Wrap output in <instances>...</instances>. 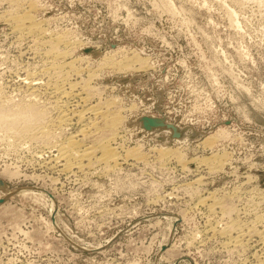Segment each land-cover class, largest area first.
<instances>
[{
    "label": "rangeland",
    "instance_id": "374dc122",
    "mask_svg": "<svg viewBox=\"0 0 264 264\" xmlns=\"http://www.w3.org/2000/svg\"><path fill=\"white\" fill-rule=\"evenodd\" d=\"M19 1L0 0V111L30 99L51 123L65 103L76 113L110 102L123 121L99 118L84 137L87 121L72 115L45 139L0 125V264H264V1ZM27 9L44 26L32 34L9 20ZM135 51L148 68L116 66ZM52 80L81 93L60 97ZM144 115L180 137L146 131ZM72 133L111 137L122 156L66 170L53 142ZM168 146L184 160L160 156ZM213 154L218 166L199 164Z\"/></svg>",
    "mask_w": 264,
    "mask_h": 264
},
{
    "label": "bare ground",
    "instance_id": "6f19581e",
    "mask_svg": "<svg viewBox=\"0 0 264 264\" xmlns=\"http://www.w3.org/2000/svg\"><path fill=\"white\" fill-rule=\"evenodd\" d=\"M19 1V0H18ZM261 1H264V0H261ZM16 2V1H15ZM19 2H21V1H19ZM34 3V2H33ZM32 3V4H33ZM16 4V3H15ZM24 4V3H23ZM20 5V4H19ZM25 5V4H24ZM23 5V6H24ZM31 5V4H30ZM33 5H35V4H33ZM36 6V5H35ZM34 7V6H33ZM26 8V7H25ZM28 8V7H27ZM28 9H30V7L28 8ZM27 9V11L25 10V13L24 14H22V15H14V13H10L12 16H10L9 17V20H13L14 22H15V26H16V28L20 31V30H24V31H27V34H30L31 32H33V31H35V30H37V29H39V28H42V27H44V26H42V27H40V25H39V22H37L38 21V19H37V21L35 20V17L33 18L32 17V13L30 14V12H29V10ZM18 11V13H19V10H17ZM22 11V10H21ZM33 11V10H32ZM23 12V11H22ZM20 14V13H19ZM3 16V15H2ZM6 19V18H5ZM48 19V18H47ZM6 20H8V19H6ZM12 22V21H11ZM48 22V21H47ZM9 23V22H8ZM15 28V27H14ZM15 28V29H16ZM42 31V30H41ZM45 31V30H44ZM36 33V32H35ZM42 33V32H41ZM32 34V33H31ZM61 35V34H60ZM59 34H58V36H60ZM61 38H64L63 37V35H62V37ZM57 39H58V37H57ZM68 39V38H67ZM66 39V40H67ZM56 40V39H55ZM65 40V41H66ZM66 43V42H65ZM69 43V42H68ZM56 50H58V49H56ZM56 50H52V52H53V54H54V52L56 51ZM59 52L61 51V50H58ZM57 51V54L59 53ZM63 52V51H62ZM62 52L60 53V54H62ZM55 54H56V52H55ZM54 54V55H55ZM60 54H58V55H60ZM64 54V53H63ZM126 55V54H125ZM124 55V56H125ZM109 56V55H108ZM131 57H125L126 59H121L120 58V61H119V63H116V66L117 67H119V68H129V67H139V68H148V66L150 65V61H149V57L148 56H143L140 52H136L135 51V53L134 54H132V55H130ZM111 57V56H110ZM105 59V58H104ZM107 60H108V58H106ZM113 59H114V57H113ZM112 59V60H113ZM107 60H106V62H107ZM111 60V61H112ZM110 61V62H111ZM113 61H115V60H113ZM70 62H73V61H70ZM69 63V62H68ZM104 63H105V61H104ZM70 64V63H69ZM72 64V63H71ZM107 64H109V63H107ZM63 65V64H62ZM113 65V64H112ZM74 66V65H73ZM114 66H115V63H114ZM58 67V66H57ZM63 67V66H62ZM68 67V66H67ZM55 68V67H54ZM61 68V66L59 67V68H56V69H60ZM72 68V67H71ZM71 68H70V70H71ZM118 68V70H120ZM47 69V68H46ZM50 69V68H49ZM68 69V68H67ZM66 69V70H67ZM77 69V68H76ZM80 69V68H79ZM117 69V68H116ZM44 70V69H43ZM51 70V69H50ZM62 70H63V68H62ZM66 70H63L64 72L66 71ZM69 70V69H68ZM74 69H72V71H73ZM30 71V70H29ZM48 71V70H47ZM52 71V70H51ZM54 71V70H53ZM55 72H57L58 73V71H56L55 70ZM63 72V73H64ZM67 72V71H66ZM80 72V71H79ZM21 73V72H20ZM53 73V72H52ZM59 73L61 74L62 72H61V69H60V71H59ZM30 74V73H29ZM38 75V74H37ZM62 75V74H61ZM64 75V74H63ZM68 75V74H67ZM67 75H65V76H67ZM56 76H58L57 74H56ZM64 76V77H65ZM69 76V75H68ZM67 76V77H68ZM34 77V76H33ZM62 78H63V76H61ZM21 78V77H20ZM31 78V77H30ZM37 78V77H36ZM56 78V77H55ZM58 78V77H57ZM71 78H72V76H71ZM59 80H61V78L59 79ZM32 81V80H31ZM31 81H28L29 83H30V85L32 84V82ZM49 81V80H48ZM63 81H65V80H63ZM63 81H60V82H57V81H53L52 80V82L50 83V84H52V87L55 89V92L56 93H58L59 94V96L61 95V96H63V95H67V97L69 96V95H78V94H80L81 93V91L79 92V90H76L77 89V87H76V85L73 83V82H67V83H65V82H63ZM68 81V80H67ZM70 81V80H69ZM73 81V80H72ZM86 81H87V79H86ZM44 82V81H43ZM78 82V81H77ZM28 83V84H29ZM65 83V84H64ZM76 83V82H75ZM84 83V82H83ZM33 84H35V83H33ZM67 84H69L67 87H66V85ZM47 85H49V84H47ZM83 85H85V83L83 84ZM86 85H88V84H86ZM88 86H90V85H88ZM88 86H86V88L88 87ZM36 87V86H35ZM34 87V88H35ZM33 88V87H32ZM52 88V89H53ZM31 89V88H30ZM37 89V88H36ZM46 89V88H45ZM51 89V90H52ZM79 89H82V88H79ZM84 90H86L85 88H83ZM83 89H82V92H83ZM90 89H91V87H90ZM38 90V89H37ZM36 90V91H37ZM29 92V91H28ZM90 92V91H89ZM92 92V91H91ZM90 92V93H91ZM95 92V91H94ZM93 92V93H94ZM1 94V93H0ZM27 94V93H26ZM33 94V93H32ZM32 94H31V96H32ZM35 94V93H34ZM51 94V93H50ZM84 94V93H83ZM82 94V95H83ZM98 94V93H97ZM85 95V94H84ZM86 95L87 96H83V97H86V99L88 98V93H86ZM1 96V95H0ZM4 96V95H3ZM60 96V97H61ZM98 96V95H97ZM38 97V96H37ZM66 97V96H65ZM8 99H11V98H8ZM100 99V98H99ZM51 100V99H50ZM55 100V99H54ZM88 100V99H87ZM4 101V100H3ZM9 101V100H8ZM29 102H26V103H24V102H20V103H22V104H17L15 107H13V106H10V107H8L7 109H2L1 111H0V125H5V126H7V127H9V130H6V131H11L12 133H14L15 135H19V136H30V137H37V136H39L40 138L41 137H43V139H45V137L44 136H48V137H50V133H53L52 132V130H51V127L53 126V125H58V127H63V125H65L66 124V122L71 118V116L73 115H75V116H77V118L80 120V121H87V122H83L84 123V126L80 129V133L79 134H82V136H84L85 137V135H89L90 133H93V132H95L94 130L96 129V127H100V126H98V120H100L99 118H105V119H108V123H109V128L111 127L112 129H118L117 128V126L119 125V124H121L120 122H121V117H120V115H119V113H120V111H119V109H117V108H115V105L113 106V104H112V106L117 110V112H113V113H111V112H109V104H110V102L108 103V104H106V105H104V106H102V105H96V104H94V105H91V106H89V107H87L85 110H79V111H77L76 113H69L64 107H65V105H67L66 103H65V105H64V107L61 109V111H59V113H57L58 115L56 116V118L54 119H52V118H49V119H52V122L51 123H49V120H48V117H46V111H45V109L47 108V106H46V108L45 109H43V108H41V106H38V103L36 102V101H30V99L28 100ZM46 101V100H45ZM84 101V100H83ZM55 103H56V105L57 104H61V103H59V101H54ZM85 102V101H84ZM11 103V102H10ZM94 103V102H93ZM105 103V102H104ZM116 103V102H115ZM41 104V103H40ZM39 104V105H40ZM75 104V103H74ZM87 104V103H86ZM134 104V103H133ZM132 104V105H133ZM3 105H6V104H3ZM42 105V104H41ZM50 105V104H49ZM76 105V104H75ZM131 105V107H134V106H132ZM135 105V104H134ZM68 106V105H67ZM88 106V105H87ZM126 106V105H125ZM42 107H43V105H42ZM61 107V106H60ZM73 107V106H72ZM123 107V106H122ZM127 107V106H126ZM75 108V107H74ZM113 108V109H114ZM118 108H120V107H118ZM135 108V107H134ZM49 108H47V110H48ZM60 109V108H59ZM68 109H69V107H68ZM122 109H124V107L122 108ZM116 110H114V111H116ZM130 110V109H129ZM49 111V110H48ZM52 111V110H51ZM50 111V112H51ZM70 111H71V109H70ZM111 111V110H110ZM119 111V112H118ZM122 111V110H121ZM50 112H48L49 114H50ZM57 112V111H56ZM88 113H89V115H88ZM53 114V113H52ZM69 114H71L70 116H69ZM48 116V115H47ZM49 116H51V115H49ZM55 116V115H54ZM47 118V119H46ZM51 121V120H50ZM123 121V120H122ZM70 122V121H69ZM102 123V122H101ZM99 124H100V122H99ZM52 125V126H51ZM106 126H107V124H106ZM57 127V126H56ZM55 127V128H56ZM77 127V126H76ZM105 127V126H104ZM104 127H102V128H104ZM70 128V127H69ZM120 128V127H119ZM3 130L4 128H0V130ZM52 129H54L53 127H52ZM57 129V128H56ZM103 130H105V129H103ZM55 131H57V130H55ZM59 131H60V129H59ZM59 131H58V134H59ZM113 131V130H112ZM111 131V129H110V132H112ZM221 131V130H220ZM103 132V131H102ZM107 132V131H106ZM223 132V131H222ZM57 132H55L54 134H56ZM76 133V132H75ZM74 133V135H73V133L71 134V135H69L65 140H63V141H60L59 139V141H55V142H53V145L55 146V147H57V151H58V155L56 156V159H58L59 161H61L62 162V165H63V168L64 169H66V170H71L72 171V169H74V168H78V169H81V170H84L86 167L87 168H89L90 166H93L92 165V163H95L94 161H97V163L98 162H103L104 164H102V165H107V167H109L110 165L112 166V164H113V166H114V164H117L118 163V161H119V159H120V156H122L121 155V151L119 150V149H116V147L114 146V145H112V143H111V137L110 138H108V139H105V137H107V136H105L104 137V139H102V140H100L99 138H97V140H99V142L97 143V144H84V143H82V142H84V140L83 139H80V138H78V136H77V134H75ZM217 133V132H216ZM227 133H228V131H227ZM11 134V133H10ZM53 134V135H54ZM63 134V133H62ZM61 134V135H62ZM96 134V133H95ZM106 134V133H105ZM112 134V133H111ZM114 134H115V132H114ZM224 134H225V132H224ZM13 135V134H12ZM63 135H65V134H63ZM107 135V134H106ZM220 135V134H219ZM52 136V135H51ZM103 136V135H102ZM101 136V137H102ZM111 136V135H110ZM113 136V135H112ZM212 136V135H211ZM211 136H207L206 137V141H208L209 143L211 142L212 143V141H210V139L212 138ZM228 136V135H227ZM234 136V135H233ZM15 137V136H14ZM54 137V140H55V137H56V135H54L53 136ZM59 137V135L56 137V138H58ZM84 137H82V138H84ZM119 137V136H118ZM217 137V136H216ZM215 137V138H216ZM15 138H17V136L15 137ZM20 138V137H19ZM24 138V137H23ZM22 138V139H23ZM38 138V137H37ZM51 138V137H50ZM90 138V137H89ZM242 138V137H241ZM14 139V138H13ZM33 139V138H32ZM49 139V138H48ZM48 139H46L47 140V142H49L48 141ZM113 139V138H112ZM114 139H115V136H114ZM15 140V139H14ZM30 140H31V138H30ZM34 141H35V139H33ZM33 140H31V142H33ZM38 140V139H37ZM36 140V141H37ZM40 140V139H39ZM82 140V141H81ZM17 143H18V141L17 140H15ZM20 141V140H19ZM41 141V140H40ZM44 141V143H45V140H43ZM113 141V140H112ZM22 142V141H21ZM27 142V141H26ZM30 142V141H29ZM95 142H96V140H95ZM94 142V143H95ZM204 142V141H203ZM51 143H52V141H51ZM214 143V142H213ZM46 144V143H45ZM47 144H49V143H47ZM203 144V143H202ZM205 144V143H204ZM215 144V143H214ZM207 145H208V143H207ZM211 145H213V144H211ZM156 147V146H155ZM48 148H50V147H48ZM129 148V147H128ZM135 148H137V147H135ZM135 148H129V149H127L125 152H126V157H128V156H133V157H135V158H137L136 156L137 155H139V152L140 151H138L137 149H135ZM213 148V147H212ZM41 149H43V147L41 148ZM154 149V148H153ZM158 150V153H159V155L160 156H165V157H168V158H171L172 156H174V157H176V159L179 161V162H182L184 159H183V153L182 154H180L178 151L176 152V150L173 148V147H160V148H158L157 149ZM39 154V153H38ZM144 154V153H143ZM135 155V156H134ZM141 155V154H140ZM159 155H158V157H159ZM209 156H211V155H209ZM132 157V158H133ZM138 157H140V156H138ZM142 157H143V155H141V159H142ZM47 159V158H46ZM53 159H55V157L53 158ZM55 159V160H56ZM160 159V158H159ZM162 159H164V158H162ZM175 159V158H174ZM183 159V160H182ZM189 159V158H188ZM187 159V160H188ZM247 159H249V158H247ZM57 160V161H58ZM139 160V159H138ZM170 160V159H169ZM169 160H167V161H169ZM172 160V159H171ZM162 161V160H161ZM166 161V160H165ZM221 161H223V159H222V157L220 156V154L218 155V154H213V156H211V157H205V158H200L199 159V164L200 165H206L209 169H213V167H215V166H218V164L219 163H221ZM96 163V164H97ZM145 163V162H144ZM166 163V162H165ZM250 163V162H249ZM54 164V163H53ZM91 164V165H90ZM48 165V164H47ZM109 165V166H108ZM184 165V164H183ZM89 166V167H88ZM95 166V165H94ZM101 166V165H100ZM110 166V167H111ZM117 166V165H116ZM115 166V167H116ZM51 167V166H50ZM99 167V166H98ZM105 168V167H104ZM103 168V169H104ZM202 169V168H201ZM218 169V168H217ZM86 170V169H85ZM111 170H112V168H111ZM7 171H9L10 172V174L12 175H17L18 174V172H16V170H7ZM63 171V170H62ZM74 171V170H73ZM110 171V170H109ZM83 172V171H82ZM71 173V172H70ZM67 174V173H66ZM74 174V173H73ZM206 174V173H205ZM206 176V175H205ZM84 177V176H83ZM250 178V177H249ZM194 182V181H193ZM200 182V181H199ZM191 184V183H190ZM100 185V184H99ZM2 190H4V189H0V192L2 191ZM256 191V190H255ZM216 192V191H215ZM264 193V192H263ZM1 194V193H0ZM253 194V193H252ZM216 196V195H215ZM199 198V197H198ZM230 198V197H229ZM261 198H262V196H261ZM260 198V199H261ZM226 199V198H225ZM201 200L203 201V200H205V198H201ZM227 200V199H226ZM206 201V200H205ZM210 202V201H209ZM206 203H208V202H206ZM196 204V203H195ZM215 205V204H214ZM213 205V206H214ZM228 205V204H227ZM224 209V208H223ZM214 210V209H213ZM217 211V210H216ZM258 221H259V219H258ZM248 223V222H247ZM239 224V223H238ZM246 224V223H245ZM252 224V223H251ZM247 225V224H246ZM248 227V226H247ZM250 228V227H249ZM211 229V228H210ZM263 229V228H262ZM220 230V229H219ZM231 231V230H230ZM205 232V231H204ZM248 232V231H247ZM217 233V232H216ZM238 233V232H237ZM256 233H258L257 232V230H256ZM232 234V233H231ZM244 235V233H242V234H240L239 236H243ZM239 236H237V237H239ZM206 237V236H205ZM236 238V237H235ZM241 238V237H240ZM240 238H237L238 240H240ZM254 238V237H253ZM259 239V238H258ZM236 240V239H235ZM245 241V240H244ZM259 241V240H258ZM196 242V241H195ZM235 242H237V240L235 241ZM240 242V241H239ZM248 242V241H247ZM231 243V242H230ZM246 243V242H245ZM241 244V243H240ZM233 248H236V247H233ZM239 248V247H238ZM258 257V256H257ZM262 259V258H261Z\"/></svg>",
    "mask_w": 264,
    "mask_h": 264
},
{
    "label": "water",
    "instance_id": "95a60500",
    "mask_svg": "<svg viewBox=\"0 0 264 264\" xmlns=\"http://www.w3.org/2000/svg\"><path fill=\"white\" fill-rule=\"evenodd\" d=\"M139 122L142 128H144L146 131H153L154 129L162 126L171 127L174 130L172 137H180V133L177 131L176 127L171 124H166L163 118L153 115H144L143 117L139 118ZM6 188L7 183L4 181V179L0 178V189L6 190ZM1 201H3V199H0V202Z\"/></svg>",
    "mask_w": 264,
    "mask_h": 264
}]
</instances>
